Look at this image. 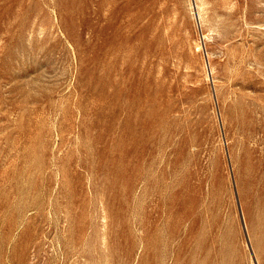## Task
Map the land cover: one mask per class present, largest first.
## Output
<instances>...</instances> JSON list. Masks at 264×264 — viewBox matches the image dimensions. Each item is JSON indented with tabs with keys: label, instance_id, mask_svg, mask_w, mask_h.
I'll return each instance as SVG.
<instances>
[{
	"label": "rangeland",
	"instance_id": "rangeland-1",
	"mask_svg": "<svg viewBox=\"0 0 264 264\" xmlns=\"http://www.w3.org/2000/svg\"><path fill=\"white\" fill-rule=\"evenodd\" d=\"M0 264H264V0H0Z\"/></svg>",
	"mask_w": 264,
	"mask_h": 264
},
{
	"label": "bare ground",
	"instance_id": "bare-ground-1",
	"mask_svg": "<svg viewBox=\"0 0 264 264\" xmlns=\"http://www.w3.org/2000/svg\"><path fill=\"white\" fill-rule=\"evenodd\" d=\"M198 47H199V45H198ZM108 257H109V255H108ZM108 257H107V258H108ZM107 258H106V259H107ZM105 261H106V260H105ZM108 262H109V261H108Z\"/></svg>",
	"mask_w": 264,
	"mask_h": 264
}]
</instances>
